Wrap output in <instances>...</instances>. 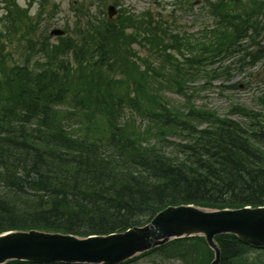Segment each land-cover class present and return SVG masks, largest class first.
<instances>
[{
  "label": "trees",
  "instance_id": "trees-1",
  "mask_svg": "<svg viewBox=\"0 0 264 264\" xmlns=\"http://www.w3.org/2000/svg\"><path fill=\"white\" fill-rule=\"evenodd\" d=\"M0 1V232L109 234L170 204L264 205V92L262 109L239 105L236 120L196 105L191 89L215 63L262 58L264 0L209 2L213 22L196 33L120 12L55 41L35 36L27 8ZM216 241L220 264H264V247ZM144 256L209 264L213 251L203 236L183 237L122 264Z\"/></svg>",
  "mask_w": 264,
  "mask_h": 264
},
{
  "label": "water",
  "instance_id": "water-1",
  "mask_svg": "<svg viewBox=\"0 0 264 264\" xmlns=\"http://www.w3.org/2000/svg\"><path fill=\"white\" fill-rule=\"evenodd\" d=\"M109 16L116 13L108 6ZM52 33L60 34L55 29ZM232 233L241 241L264 246V206L207 209L193 204L169 205L144 226H134L109 235L86 238L44 230H14L0 234V264L12 259L37 263L117 264L169 240L192 235L205 236L214 250L210 264L220 263L215 236Z\"/></svg>",
  "mask_w": 264,
  "mask_h": 264
},
{
  "label": "rangeland",
  "instance_id": "rangeland-1",
  "mask_svg": "<svg viewBox=\"0 0 264 264\" xmlns=\"http://www.w3.org/2000/svg\"><path fill=\"white\" fill-rule=\"evenodd\" d=\"M58 3L57 7H48L42 13V16L37 17L38 30L35 33L36 37L50 34L51 29H64L66 34L74 35L77 26V14L74 5L84 3L90 7V12L87 16H82L80 22L90 16L89 14H98L102 16V11H105L104 1L106 0H54ZM114 1L107 0L106 3ZM120 6L125 10L132 9L134 13H142L145 9L153 13H161L162 17L171 23L173 31H200L205 24L212 23V17L208 11V0H186L191 4L180 3L178 0H118ZM22 6L26 5V0H18ZM39 3V2H38ZM107 5V4H106ZM52 6V3H51ZM182 6L184 8H182ZM37 4L31 8V13H36ZM3 10L0 9V13ZM79 22V23H80ZM2 27L0 22V28ZM56 36L51 35L50 40L55 41ZM16 42V41H15ZM261 50H264V30L260 37ZM136 47H138L136 45ZM140 55L145 56L144 49H139ZM12 54L18 59L22 58L19 55V49L14 48ZM208 74H203L198 77L192 84L191 89L194 95L196 105L206 106L218 115H229L236 120H242L238 114L236 107L241 105L250 108L254 111H260L261 104L258 102L264 92V54L262 58L253 62L247 55L234 56L226 59L222 63H215L208 67ZM166 96L175 103H180L183 98L168 91ZM205 126V124H202ZM264 253V251H263ZM264 261V255L261 256ZM127 264H181L176 258L157 257L153 259L151 256H144L134 259ZM184 264V263H183Z\"/></svg>",
  "mask_w": 264,
  "mask_h": 264
},
{
  "label": "bare ground",
  "instance_id": "bare-ground-1",
  "mask_svg": "<svg viewBox=\"0 0 264 264\" xmlns=\"http://www.w3.org/2000/svg\"><path fill=\"white\" fill-rule=\"evenodd\" d=\"M68 188H69L68 186L64 185V187L61 189L62 190V194L66 193L67 195H69L71 193V190H68Z\"/></svg>",
  "mask_w": 264,
  "mask_h": 264
}]
</instances>
